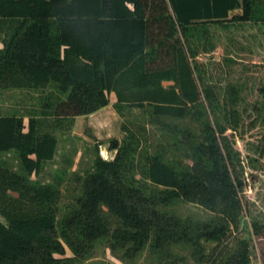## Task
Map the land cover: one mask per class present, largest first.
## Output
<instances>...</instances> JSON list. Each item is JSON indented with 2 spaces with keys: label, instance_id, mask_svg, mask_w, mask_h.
Instances as JSON below:
<instances>
[{
  "label": "trees",
  "instance_id": "1",
  "mask_svg": "<svg viewBox=\"0 0 264 264\" xmlns=\"http://www.w3.org/2000/svg\"><path fill=\"white\" fill-rule=\"evenodd\" d=\"M246 23L264 27V0H0V87L55 86L64 95L45 101L40 116L0 115V155L16 152L21 165L0 160V264H78L102 241L124 261L148 246L163 259L186 245L206 264H253L248 241L232 253L224 245L244 214V182L225 135L241 115L223 104L240 91L198 61ZM111 94L156 120L191 117L201 135L183 130L173 143L189 159L183 165L124 125L123 141H110L114 159L96 158L62 214L59 183L32 177L56 156L53 129L106 108ZM259 94L264 101V84ZM178 202L215 216L184 220ZM203 241L215 244L210 254Z\"/></svg>",
  "mask_w": 264,
  "mask_h": 264
},
{
  "label": "rangeland",
  "instance_id": "2",
  "mask_svg": "<svg viewBox=\"0 0 264 264\" xmlns=\"http://www.w3.org/2000/svg\"><path fill=\"white\" fill-rule=\"evenodd\" d=\"M4 36L5 32H0V48L3 47L1 39ZM198 61L214 75V79L219 77L224 87L232 84L240 91L237 102L227 95L223 104L226 108L238 110L241 115L239 129H229L225 135L236 153L235 175L244 182L241 192L244 214L241 225L228 234L224 245L232 253L239 242L246 240L250 245L252 263L264 264V101L259 94V88L264 84V27L246 23L243 28H234L223 35L215 52L201 53ZM59 97L64 95L55 86L38 89L1 86L0 115L40 116L44 102L55 101ZM110 99V110L103 111L92 122L89 118L77 117L65 121L63 129H53L58 138L56 156L44 166L40 176L32 177L43 183H59L62 214L82 195L83 180L88 172L93 171L96 158L114 159L116 151L111 150L110 141H123L126 136L124 125L146 137L149 145H159L169 160L180 161L183 165L189 163V159L184 149L175 148L173 143L182 139L183 130H190L196 137L201 135V124L191 117L156 120L150 108L143 110L119 105L113 94ZM51 121L52 118H48L47 122ZM221 122L223 125L227 123L225 119ZM0 160L6 161L14 170L21 169L16 152L1 154ZM174 210L184 220L194 222L207 221L215 216L196 204L186 202H178ZM0 222H5L1 216ZM254 223L260 228L259 234L254 232ZM203 243L206 254H210L215 244ZM170 251L161 259L148 246L133 261H124L108 248L107 241H102L97 244L91 258L78 264H206L200 262L189 246L175 245ZM67 256H72L70 250H67Z\"/></svg>",
  "mask_w": 264,
  "mask_h": 264
},
{
  "label": "crops",
  "instance_id": "3",
  "mask_svg": "<svg viewBox=\"0 0 264 264\" xmlns=\"http://www.w3.org/2000/svg\"><path fill=\"white\" fill-rule=\"evenodd\" d=\"M113 96H114L115 99H116V96H115L114 94H113ZM116 102H117V100H116ZM110 107H111V105H109V106H107L106 108H104V109H102V110L96 112L95 114H92V115H90V116H84V117H82V118H89L90 122H92V120H93V119H97V118L102 114L103 111L110 110ZM82 118L80 117L79 119H82ZM91 125H92V124H91Z\"/></svg>",
  "mask_w": 264,
  "mask_h": 264
}]
</instances>
